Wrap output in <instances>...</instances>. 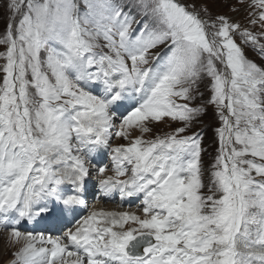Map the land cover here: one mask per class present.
I'll list each match as a JSON object with an SVG mask.
<instances>
[{"label":"snow or ice","instance_id":"1","mask_svg":"<svg viewBox=\"0 0 264 264\" xmlns=\"http://www.w3.org/2000/svg\"><path fill=\"white\" fill-rule=\"evenodd\" d=\"M6 7L0 230L19 245L11 264H264V67L234 38L264 56V0L247 4L258 34L196 0ZM201 88L210 98L197 104ZM207 104L221 122L209 166L201 135H182ZM166 117L182 126L145 139ZM115 191L139 198L142 215L76 219L86 195Z\"/></svg>","mask_w":264,"mask_h":264},{"label":"rangeland","instance_id":"2","mask_svg":"<svg viewBox=\"0 0 264 264\" xmlns=\"http://www.w3.org/2000/svg\"><path fill=\"white\" fill-rule=\"evenodd\" d=\"M180 2L183 4H191L193 3V0H180ZM196 2L205 3L210 9V14L213 18L219 15H223L226 16L232 22L240 23L242 28H248L249 31H252L254 34H258L262 31L259 25H251L248 22L251 18L249 16V12L252 11V9L247 7L249 0H243V3L238 2V0H196ZM7 3L8 0H0V35L3 34L9 18V13L6 7ZM134 11L135 10H133V12ZM137 18L139 19L140 17ZM134 27L136 26L134 25ZM234 38L237 44H239L243 48L245 55L249 60L264 67V56L261 55L258 49H256L251 43H244L239 34H236ZM260 43L264 44V37L260 38ZM0 51H3L2 45H0ZM3 63L4 61L0 60V64ZM2 77L3 73L0 72V79H2ZM201 91L204 93V96L196 100L195 103L197 104L201 103V100L206 102L210 98L209 90L201 88ZM181 126V122L172 121L170 120V118L166 117L164 121L152 124V132L144 134V137L145 139H152L156 136H164L166 134L173 133L177 128ZM220 126L221 122L216 114L215 106L207 104L206 112L203 113L200 118L193 124V126L186 132L195 133L201 131L203 133L201 144L203 153L201 154V159L205 166H209L215 161V156L219 147V142L215 129L219 128ZM133 135H140V133L138 130H136ZM119 143H128V141L122 139H116L115 141H113L114 145ZM106 153L107 150H105V154ZM205 179H207V177ZM141 207L142 206L140 205V203H138V205L134 207L133 212L138 215H142ZM115 211H118V209ZM0 231L4 233H9L7 230ZM14 249L15 248L9 249L6 255L0 257L1 264H5L6 261L14 258L12 253L17 250Z\"/></svg>","mask_w":264,"mask_h":264},{"label":"bare ground","instance_id":"3","mask_svg":"<svg viewBox=\"0 0 264 264\" xmlns=\"http://www.w3.org/2000/svg\"><path fill=\"white\" fill-rule=\"evenodd\" d=\"M107 155L105 154L103 158V163H106ZM110 165V164H109ZM97 195V194H96ZM96 195L93 197L87 198V206L89 207L87 210V213L89 214L91 211H99V210H105V211H115L118 209V211H130L133 212L134 207H136L139 203V198L132 197V198H125L122 202H120V196L119 192L115 191L113 192L109 197H104L102 194H98L99 198H96ZM138 199V200H137ZM137 200V201H136ZM92 203L91 207L90 204ZM85 212L83 206H80L79 213L76 219H79L82 217V214ZM87 214V215H88ZM32 225H28V227H25V225L21 226L22 230H25L28 228H31ZM68 227H71V224L68 225ZM30 230H33L31 228ZM63 231L60 234L56 235H62ZM53 235V236H56ZM19 245H17L15 242H13L10 239L9 233H4L0 231V257L3 255H6L8 253V250L11 248H15L14 250L18 249ZM14 258L6 261L5 264H11L12 260ZM1 264V259H0Z\"/></svg>","mask_w":264,"mask_h":264}]
</instances>
